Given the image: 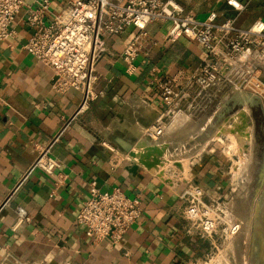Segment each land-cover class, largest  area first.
Returning a JSON list of instances; mask_svg holds the SVG:
<instances>
[{
    "label": "crops",
    "instance_id": "1",
    "mask_svg": "<svg viewBox=\"0 0 264 264\" xmlns=\"http://www.w3.org/2000/svg\"><path fill=\"white\" fill-rule=\"evenodd\" d=\"M39 1L24 0L13 21L14 34L0 42V264H203L220 240L218 235H204L185 217L181 192L193 184L205 189L207 199L230 200L231 213L242 222L230 244L235 241V251L245 232L237 214L238 178L233 173H240L236 165L242 159L246 165L251 155L247 147L255 130L251 111L253 99H259L242 88L238 70L223 75L206 91L194 90L174 107L163 132L155 137L151 127L166 107L152 83L153 67L165 74L191 69L204 48L187 38L160 41L129 74L121 55L133 33L129 27L106 37V50L96 63L94 97L90 107L77 114L84 92L59 91L53 71L23 47L32 33L28 9ZM180 1L201 19L217 10L221 17H234L241 27L264 20V0H251L242 11L226 0ZM63 7V0H54L47 18ZM169 26L168 21H154L148 30L161 37ZM239 63H251L264 79V58L243 57ZM61 131L51 147L59 161L55 172L37 168L25 178L40 149ZM228 131L244 138L239 151L226 152L230 147L222 138ZM132 151L163 163L148 167L130 156ZM92 181L103 190L120 186L143 201L141 216L118 242L93 240L77 220ZM260 197L253 200L256 208ZM20 210L31 220L20 221ZM248 236L245 251L255 255V264H263L264 242ZM227 249L221 259L226 261L228 255L230 262H237L236 251L230 254Z\"/></svg>",
    "mask_w": 264,
    "mask_h": 264
},
{
    "label": "built area",
    "instance_id": "2",
    "mask_svg": "<svg viewBox=\"0 0 264 264\" xmlns=\"http://www.w3.org/2000/svg\"><path fill=\"white\" fill-rule=\"evenodd\" d=\"M53 1L40 0L38 6L28 9L27 22L32 33L23 47L53 71L59 91L79 89L84 92L77 114L86 111L94 97L99 79L96 63L106 50V37L122 34L129 27H133V33L121 53L129 74L136 71L138 60L147 56L160 41L187 38L204 48L200 62L191 69L165 74L153 67L152 83L166 107L151 127L155 137L163 132L165 119L175 111L174 107L194 90L200 93L210 89L234 69L243 78L242 88L258 97L264 106V79L260 69L251 63H239L243 57L264 58L263 19L241 27L234 17H221L217 10L209 11L201 19L188 12L180 0H63L64 7L48 19ZM249 1L226 0V3L242 11ZM23 4L24 0H0V42L14 34L13 21ZM154 21L170 22L161 37L148 30ZM62 131L40 149L25 178L37 168L50 174L55 172L59 161L52 156L51 147ZM103 143L114 150L109 143ZM181 197L186 202L185 217L191 225L206 236L218 235L220 243L203 263L215 264L240 233L242 222L231 213L229 199L222 196L207 199L205 189L199 184L187 186ZM142 212L140 196L128 194L120 186L103 190L92 181L90 196L80 208L77 220L93 240L108 238L118 242ZM20 214V221L31 220L23 210Z\"/></svg>",
    "mask_w": 264,
    "mask_h": 264
},
{
    "label": "rangeland",
    "instance_id": "3",
    "mask_svg": "<svg viewBox=\"0 0 264 264\" xmlns=\"http://www.w3.org/2000/svg\"><path fill=\"white\" fill-rule=\"evenodd\" d=\"M254 104H262V102L255 98L253 99ZM263 106V104H262ZM254 107V106H253ZM253 113V118L256 122V116H255V109L251 111ZM263 115H264V106H263ZM249 126V125H248ZM254 130V134L252 137V142L249 144L248 152L251 154L247 157V163L246 165L243 164V159L241 160V163H238L236 165L235 170L239 171L240 173H228L230 176L233 175L237 176V190L236 195L238 197V201L240 203L238 216L243 218V232L245 234H248V239H252L256 237L258 242H264V127H263V134L259 133V130L252 127ZM226 131V129H225ZM228 136L222 138V144L225 143L230 148H227L226 152H235L239 151L240 147L244 143V138L238 139L234 136V134L225 133ZM247 136H250L248 134ZM220 137V136H218ZM220 140V138H219ZM218 142V141H216ZM220 143V142H218ZM246 152V153H248ZM242 157V156H241ZM249 158V159H248ZM261 198L260 206L256 208L254 206L253 200L257 197ZM258 210V211H257ZM245 234L242 236V239L240 243H237V247L235 248V251L233 250L235 246V241L233 242V245H230L228 247V251L237 253V262H230L228 255L226 256L227 260L223 261V259L215 261V264H255L256 257L255 255H252V253H247L244 246V237ZM250 235H252L250 237ZM227 251V252H228ZM264 264V260L262 261Z\"/></svg>",
    "mask_w": 264,
    "mask_h": 264
},
{
    "label": "water",
    "instance_id": "4",
    "mask_svg": "<svg viewBox=\"0 0 264 264\" xmlns=\"http://www.w3.org/2000/svg\"><path fill=\"white\" fill-rule=\"evenodd\" d=\"M243 115H244V117H247L245 115V113H243ZM243 121H244L245 124L247 123V119H244ZM151 150L152 149H148V152L151 151ZM148 155L146 153L138 154V153L133 152V151L130 152V156L139 157L140 160L148 167H153V166H155L157 164L161 165L163 163L162 159H160V158H155L153 161H149L148 160Z\"/></svg>",
    "mask_w": 264,
    "mask_h": 264
},
{
    "label": "flooded vegetation",
    "instance_id": "5",
    "mask_svg": "<svg viewBox=\"0 0 264 264\" xmlns=\"http://www.w3.org/2000/svg\"><path fill=\"white\" fill-rule=\"evenodd\" d=\"M253 109H255L256 116V128L259 130V133L263 134L264 127V115H263V106L262 104H254Z\"/></svg>",
    "mask_w": 264,
    "mask_h": 264
}]
</instances>
